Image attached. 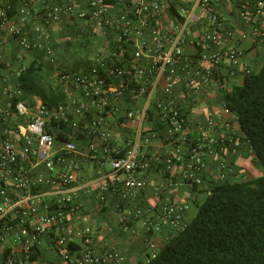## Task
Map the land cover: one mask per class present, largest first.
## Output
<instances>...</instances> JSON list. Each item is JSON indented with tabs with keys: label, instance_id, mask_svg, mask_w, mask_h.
<instances>
[{
	"label": "built area",
	"instance_id": "2783aa9c",
	"mask_svg": "<svg viewBox=\"0 0 264 264\" xmlns=\"http://www.w3.org/2000/svg\"><path fill=\"white\" fill-rule=\"evenodd\" d=\"M11 9L0 0V25L48 63L59 99L0 88V264L123 262L117 245L98 244L90 199L110 206L119 234L168 238L197 196L248 178L229 159L250 141L224 94L251 72L242 44L264 39V0H19ZM63 24L92 48L88 66L59 62ZM145 247L148 260L158 243L147 237Z\"/></svg>",
	"mask_w": 264,
	"mask_h": 264
},
{
	"label": "trees",
	"instance_id": "16d2710c",
	"mask_svg": "<svg viewBox=\"0 0 264 264\" xmlns=\"http://www.w3.org/2000/svg\"><path fill=\"white\" fill-rule=\"evenodd\" d=\"M18 1L10 0L9 16ZM36 74L38 67L31 63L18 77L23 88L57 101L51 87L38 91L32 85ZM224 98L238 115L241 137L250 141L255 172L243 180L215 183L210 193L197 196L196 213L163 242L157 241L156 233L142 234L144 242L154 238L158 248L154 257L137 264H264V57L260 68L251 70Z\"/></svg>",
	"mask_w": 264,
	"mask_h": 264
},
{
	"label": "crops",
	"instance_id": "0c3cea01",
	"mask_svg": "<svg viewBox=\"0 0 264 264\" xmlns=\"http://www.w3.org/2000/svg\"><path fill=\"white\" fill-rule=\"evenodd\" d=\"M261 24H264V21H262ZM72 31L73 30L69 25L63 24V26L55 32L57 36L63 35L66 37L63 43L64 49L59 54L58 58L63 68L70 71L82 69L90 63V57L85 52L86 49L84 48L82 38L80 35H76V33ZM242 45L245 49L244 60L248 67L251 70H258L264 57V39H258L257 41L247 39ZM72 50H81L83 53L80 55V58L77 59L62 58L64 56L72 57L74 55L71 53ZM0 51L3 55V61L0 63V88L7 85L14 88L17 84L22 86L24 81L19 80L18 76H16V71L23 64L29 66L31 63L38 67V74H36V79L33 80L34 82H32V85L35 86L38 91H44L51 87V79L53 75L52 70L50 69L51 67L47 62L42 60V58H39V55L37 54H23L17 37L11 33L7 25H0ZM242 81L243 76L239 75L231 85H239ZM24 91L25 95L37 94L44 96L43 94H40V92L31 93L29 90H25V88ZM216 105L217 108L220 107V104L217 103ZM252 154L253 152L251 148L244 146L240 152L232 154L229 159L237 169H242L247 173L248 177H252L256 170V165L252 160ZM98 205L99 204L94 202V197L87 203V211L90 214L91 223L94 225L98 244H115L126 254V258L123 262L112 264H137L139 261H146L147 252L144 249L145 242L142 234L135 238L119 234L113 223V217L110 214V206L106 203L100 204V207ZM195 206V204L191 206L189 216L196 213L197 207L196 210H193ZM155 238L161 243L166 239V235L158 233L155 235ZM47 253L49 254V252Z\"/></svg>",
	"mask_w": 264,
	"mask_h": 264
},
{
	"label": "rangeland",
	"instance_id": "374dc122",
	"mask_svg": "<svg viewBox=\"0 0 264 264\" xmlns=\"http://www.w3.org/2000/svg\"><path fill=\"white\" fill-rule=\"evenodd\" d=\"M88 52L90 51V50H92V48L89 46V47H84ZM72 49V48H71ZM72 54H74L72 57L70 56V57H67V56H64V57H62V58H72V59H77V58H80V55H82V51L81 50H78V51H75V50H72V52H71ZM67 55V54H66ZM37 95V94H36ZM260 172H262V171H260ZM196 207L197 206H195L194 208H193V210H196Z\"/></svg>",
	"mask_w": 264,
	"mask_h": 264
}]
</instances>
